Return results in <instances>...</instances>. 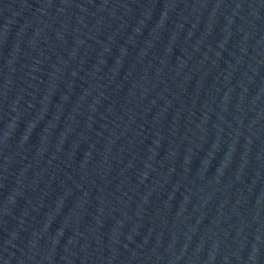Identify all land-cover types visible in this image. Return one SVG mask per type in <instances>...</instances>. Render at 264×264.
I'll return each mask as SVG.
<instances>
[{"label":"water","instance_id":"obj_1","mask_svg":"<svg viewBox=\"0 0 264 264\" xmlns=\"http://www.w3.org/2000/svg\"><path fill=\"white\" fill-rule=\"evenodd\" d=\"M0 264H264V0H0Z\"/></svg>","mask_w":264,"mask_h":264}]
</instances>
